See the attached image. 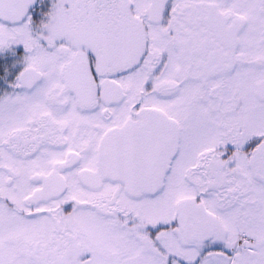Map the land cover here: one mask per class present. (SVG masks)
I'll return each mask as SVG.
<instances>
[{
	"label": "snow or ice",
	"instance_id": "1",
	"mask_svg": "<svg viewBox=\"0 0 264 264\" xmlns=\"http://www.w3.org/2000/svg\"><path fill=\"white\" fill-rule=\"evenodd\" d=\"M0 264H264V0H0Z\"/></svg>",
	"mask_w": 264,
	"mask_h": 264
}]
</instances>
